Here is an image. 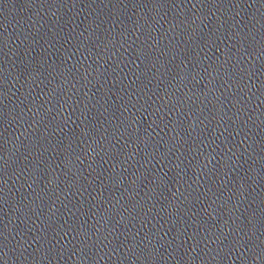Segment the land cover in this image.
Here are the masks:
<instances>
[{"label": "water", "instance_id": "1", "mask_svg": "<svg viewBox=\"0 0 264 264\" xmlns=\"http://www.w3.org/2000/svg\"><path fill=\"white\" fill-rule=\"evenodd\" d=\"M0 264H264V0H0Z\"/></svg>", "mask_w": 264, "mask_h": 264}]
</instances>
